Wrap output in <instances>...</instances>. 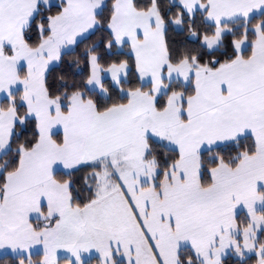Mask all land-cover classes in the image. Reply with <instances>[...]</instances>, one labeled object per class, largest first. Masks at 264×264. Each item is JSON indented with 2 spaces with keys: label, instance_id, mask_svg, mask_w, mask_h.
I'll return each mask as SVG.
<instances>
[{
  "label": "snow or ice",
  "instance_id": "snow-or-ice-1",
  "mask_svg": "<svg viewBox=\"0 0 264 264\" xmlns=\"http://www.w3.org/2000/svg\"><path fill=\"white\" fill-rule=\"evenodd\" d=\"M0 264H264V0H0Z\"/></svg>",
  "mask_w": 264,
  "mask_h": 264
}]
</instances>
